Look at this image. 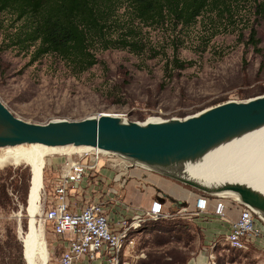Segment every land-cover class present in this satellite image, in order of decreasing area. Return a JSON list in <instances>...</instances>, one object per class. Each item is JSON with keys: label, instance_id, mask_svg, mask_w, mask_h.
Returning a JSON list of instances; mask_svg holds the SVG:
<instances>
[{"label": "rangeland", "instance_id": "obj_1", "mask_svg": "<svg viewBox=\"0 0 264 264\" xmlns=\"http://www.w3.org/2000/svg\"><path fill=\"white\" fill-rule=\"evenodd\" d=\"M113 1L119 10L112 20L109 35L124 37L132 31L157 53L137 55L128 51H103L96 47L94 53L101 64L80 76L74 75L70 67L56 57L33 64L30 55L12 43L13 34L20 24L10 14L0 15V99L18 118L30 123L48 124L64 120L83 121L109 114L126 121L146 123L183 119L192 115L183 117L182 113L189 114L206 105L215 107L218 103L241 102L262 96L264 27L257 14V0H226L231 16H223L222 10L209 11L199 19L196 27L183 33L178 30L176 35L182 40L180 58L193 65L185 70L170 67L173 77L166 75L167 64L173 58L171 40L175 32L172 23L165 27H149L135 19L128 0ZM224 8L225 5L222 6ZM252 28L258 31L263 55L248 45ZM212 32L221 34H217L207 47L203 38L211 37ZM240 33L245 34L243 41L239 39ZM71 152L74 154L76 151L51 152L44 159L43 187L45 185L46 196L50 200L54 199L55 185L60 178L61 154L69 155ZM60 157V163H54ZM256 161L252 168L263 174L264 163ZM19 169L31 172L26 206L22 203L25 180L16 175ZM124 169V182L115 184L114 190L129 210H146V204L160 190L167 191L166 179L139 169ZM11 171L13 176L9 180H1V176L6 177ZM33 171L29 161L17 164L10 158L0 162V181L7 185L11 202L8 208H0V264H27L19 231H28ZM139 173L147 175L143 177ZM211 197L216 205L217 198ZM225 206L228 207L227 204ZM168 210L171 213L176 211L173 203H169ZM193 218H176L157 224L176 226L182 232L195 234L197 239L193 243L187 244L188 238L184 233L181 234L184 236L182 242L153 246L155 241H152L149 230L157 225H152L135 233L132 238L135 246H129L127 250L135 257L136 264L147 260L149 253L160 255L169 250L190 257L187 264H208L206 250L210 243L204 241ZM44 232L49 264H58L61 252L60 247H56L58 239L52 224ZM216 240L217 246L213 250L216 264H264V251L261 249L236 251L225 244L224 235ZM141 253L144 258L138 257Z\"/></svg>", "mask_w": 264, "mask_h": 264}, {"label": "trees", "instance_id": "obj_2", "mask_svg": "<svg viewBox=\"0 0 264 264\" xmlns=\"http://www.w3.org/2000/svg\"><path fill=\"white\" fill-rule=\"evenodd\" d=\"M128 1L135 19L143 24L149 27H165L166 24L172 23L175 37L171 40L173 58L166 67V75L169 77H173L170 67L174 70H185L193 65L192 62H186L180 58L182 40L176 35L178 30L183 33L196 27L199 19L209 11L222 10L223 16L232 15L226 0ZM224 5L225 8L222 9ZM256 9L260 24L264 27V0H257ZM118 10L113 0H0V15L10 14L20 24L13 34L12 43L21 51L29 54L33 64L48 57H56L66 63L76 76L83 75L101 64L94 53L96 47L103 51H128L137 55L148 52L157 53L154 48L149 47L142 39L133 35L132 31L124 37L116 38L114 35H109L110 25L112 20H115ZM217 34H221V32H212L211 37L203 38L207 47L210 46ZM244 38L245 34L240 33V41H243ZM261 44L257 29L252 28L248 45L256 53L263 55ZM261 94L263 95L264 92ZM219 104H215V106ZM213 106L206 105L189 114L182 113V116L194 115ZM16 175L17 178L25 180V194L22 197V203L26 206L31 172L28 169H19L16 171ZM12 176L13 172L11 171L7 173L6 177L1 176V180L6 182ZM190 189L206 198H212ZM10 203L7 185L0 181V208L6 209ZM172 203L177 209L185 207L184 203L174 200ZM157 224H151L145 229ZM178 229L172 225H157L149 230L152 241L153 239L155 241L153 246L182 242L184 236L181 234L184 235V233L188 238L187 244L193 243L197 239L195 234L182 232ZM185 246L188 245L185 244ZM189 259L190 257L181 255L179 251L169 250L160 255L149 253L147 260L141 261V264H187Z\"/></svg>", "mask_w": 264, "mask_h": 264}, {"label": "water", "instance_id": "obj_3", "mask_svg": "<svg viewBox=\"0 0 264 264\" xmlns=\"http://www.w3.org/2000/svg\"><path fill=\"white\" fill-rule=\"evenodd\" d=\"M264 131V95L228 102L192 116L159 122H131L105 114L83 121L35 124L18 118L0 99V149L23 145L89 148L131 167L175 181L205 195L236 196L264 223V193L241 183L210 188L188 174V166Z\"/></svg>", "mask_w": 264, "mask_h": 264}, {"label": "built area", "instance_id": "obj_4", "mask_svg": "<svg viewBox=\"0 0 264 264\" xmlns=\"http://www.w3.org/2000/svg\"><path fill=\"white\" fill-rule=\"evenodd\" d=\"M61 155L63 162L54 199L46 196L44 185L39 217L44 231L52 224L55 238L59 240L58 246L65 243L60 250L58 264H136L135 257L127 250L129 246H135L132 240L135 233L154 223L176 218L189 219L192 214L199 216L208 210L211 202L209 198L200 199L194 213L187 212L185 207L171 213L161 201L139 212L129 210L114 189H106L99 197L97 194L103 192L99 184L101 181L96 183L98 191H92V197L97 196L98 200L93 198L87 202L88 189L95 185L93 180L99 177L105 159L119 162L122 182L124 168L131 169V166L99 150ZM223 200H215V214L224 219L227 218V207ZM234 203L239 206L240 216L230 221L229 230L224 235L225 244L236 251L251 248L264 251L263 221L251 207L236 199ZM216 246L217 240H214L206 252L208 264H216L213 251ZM138 257L144 258L145 255L141 253Z\"/></svg>", "mask_w": 264, "mask_h": 264}, {"label": "bare ground", "instance_id": "obj_5", "mask_svg": "<svg viewBox=\"0 0 264 264\" xmlns=\"http://www.w3.org/2000/svg\"><path fill=\"white\" fill-rule=\"evenodd\" d=\"M69 150L76 151L73 152L75 154L85 152L89 148H76L73 146L51 148L42 145H23L0 149V162L10 158L16 160L17 164L21 161H29L34 169L29 200L28 231L24 232L23 229L19 231L20 239L24 243L27 264H49V251L44 227L39 219L46 166L44 159L51 152ZM71 154L72 152L69 155ZM255 160L264 163V131L227 146L196 164H190L187 171L189 176L210 188L223 186L227 183L241 182L264 193V173L259 174L252 168ZM225 198L237 199L236 196Z\"/></svg>", "mask_w": 264, "mask_h": 264}, {"label": "crops", "instance_id": "obj_6", "mask_svg": "<svg viewBox=\"0 0 264 264\" xmlns=\"http://www.w3.org/2000/svg\"><path fill=\"white\" fill-rule=\"evenodd\" d=\"M58 159L55 160L54 163H60L61 157ZM118 163L119 162H116V161L110 162L107 159H105L104 162L102 163V166L104 167H102L101 169V172L98 177L99 178L98 181H101L99 182V184L102 185L103 192H99L97 194L99 197H100V194L104 193L106 189H115V184L122 182L123 178L121 177V168ZM162 178L166 179L165 181H167L165 183L167 185V187H165L167 191L160 190V192H158V194L150 202L146 204V207H145L146 209L150 208L152 204L157 201H161L164 207L168 209L169 203L170 202L172 203V200H174L179 203H184L185 210L187 212L194 213L197 210L198 201L200 199L206 198L204 195L194 192L193 190L189 191L188 190L189 187L185 185H182L180 183H177L175 181L169 180L164 177ZM97 182H95L94 186L89 187L88 194L86 196L87 202L88 200H92L93 198H97L96 200H98L97 196L92 197L93 196L92 191L94 190L98 191ZM175 192H177V195ZM217 199H220V198H217ZM227 199L225 198L223 200V202L228 205L227 210H226L227 218L223 219L215 214V205L213 204L214 202L212 201L209 203V207L207 211L202 212L199 216L193 215V214L191 215V216H194L193 219H194L195 225L198 227L199 232L203 235L204 241L207 243L209 242L211 244L212 242H214V240L218 239L220 236L225 235L229 230L230 221L232 220L234 221L240 216V209H239L238 204L234 203V201L230 198H227ZM262 229L264 232V226H262ZM59 244L61 246L59 245L56 247H60V250H62L63 248L62 245H64L65 243L63 242Z\"/></svg>", "mask_w": 264, "mask_h": 264}, {"label": "flooded vegetation", "instance_id": "obj_7", "mask_svg": "<svg viewBox=\"0 0 264 264\" xmlns=\"http://www.w3.org/2000/svg\"><path fill=\"white\" fill-rule=\"evenodd\" d=\"M131 169H133V170H134V169H139V171H141V172H148V171H146V170H144V169H140V168H134V167H133V168H131ZM149 173H151V172H149ZM141 175L144 177V175H147V174H146V173H143V174L139 173V176H141ZM188 190H189V191H192L190 188H188Z\"/></svg>", "mask_w": 264, "mask_h": 264}]
</instances>
